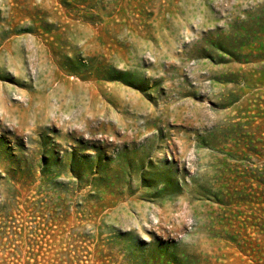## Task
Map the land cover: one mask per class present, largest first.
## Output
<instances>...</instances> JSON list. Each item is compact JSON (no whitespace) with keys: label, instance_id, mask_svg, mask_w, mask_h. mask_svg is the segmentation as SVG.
<instances>
[{"label":"rangeland","instance_id":"1","mask_svg":"<svg viewBox=\"0 0 264 264\" xmlns=\"http://www.w3.org/2000/svg\"><path fill=\"white\" fill-rule=\"evenodd\" d=\"M0 264H264V0H0Z\"/></svg>","mask_w":264,"mask_h":264}]
</instances>
